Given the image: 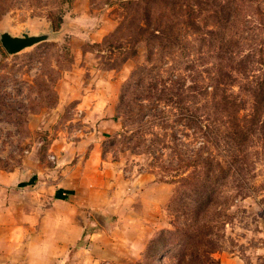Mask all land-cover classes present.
<instances>
[{"label":"rangeland","instance_id":"rangeland-1","mask_svg":"<svg viewBox=\"0 0 264 264\" xmlns=\"http://www.w3.org/2000/svg\"><path fill=\"white\" fill-rule=\"evenodd\" d=\"M36 163L91 208L10 221L11 264H177L196 226L193 264H264V0H0V170Z\"/></svg>","mask_w":264,"mask_h":264},{"label":"crops","instance_id":"crops-1","mask_svg":"<svg viewBox=\"0 0 264 264\" xmlns=\"http://www.w3.org/2000/svg\"><path fill=\"white\" fill-rule=\"evenodd\" d=\"M85 142V139H81L80 146L84 147ZM75 150L81 152L82 149L80 147ZM92 150L95 152L96 146ZM91 159L92 156L89 154L86 162ZM55 171L56 169L51 171L52 175ZM43 172H46L44 166L37 163L12 171L0 170V230L2 232L5 233L7 230L10 233L8 223L12 220L19 223V227L38 222L43 224L56 222L59 219L58 216L61 217V221L66 222L69 220L68 214L60 213V208L63 210H81L87 206L91 208L90 204L82 202L79 198L82 190L86 188L82 184L86 180L82 174V166L79 164L67 166L63 171L66 175L56 177L58 178L56 181L49 179L47 183L41 181ZM92 189H90L91 193ZM28 196H30L29 199ZM82 217L84 220L90 219L83 214ZM81 228L74 240H80L83 237L84 227ZM70 231L71 229L68 234ZM92 242H90V247L94 246ZM227 260L222 264H229L231 260ZM0 264H11L10 257L4 249L0 251ZM18 264H29V262L21 261Z\"/></svg>","mask_w":264,"mask_h":264},{"label":"trees","instance_id":"trees-1","mask_svg":"<svg viewBox=\"0 0 264 264\" xmlns=\"http://www.w3.org/2000/svg\"><path fill=\"white\" fill-rule=\"evenodd\" d=\"M60 23V22H59ZM209 138V137H207ZM212 141H214V143H217L214 139H211ZM225 140V139H224ZM230 152L234 153L235 151L230 150ZM211 191L210 193H207L202 201L200 200L199 202V207L198 209H205L206 206L211 205L213 203V198L217 197V198H224L225 196L222 194H218L217 190H212V188H210ZM216 193V194H215ZM226 199V198H225ZM201 229L199 231V227H194L192 229H190L187 233V239L184 240L183 243V247L180 248V253H178V255L176 256V260H177V264L184 262V258L188 261L191 262V264L194 263V261L196 260V255L194 254L193 250H196L194 248H196L195 244H197L198 239L200 238L201 235ZM189 254V255H188ZM139 264H143L142 262H139Z\"/></svg>","mask_w":264,"mask_h":264},{"label":"water","instance_id":"water-1","mask_svg":"<svg viewBox=\"0 0 264 264\" xmlns=\"http://www.w3.org/2000/svg\"><path fill=\"white\" fill-rule=\"evenodd\" d=\"M43 39L44 37L29 36L28 34H25L22 37L11 36L8 33H3L1 35V43L6 51L10 54L18 53L23 49L40 42Z\"/></svg>","mask_w":264,"mask_h":264}]
</instances>
